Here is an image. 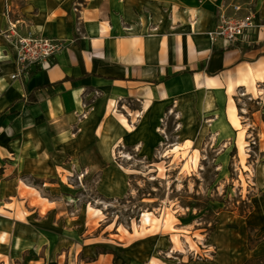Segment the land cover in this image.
Segmentation results:
<instances>
[{
    "label": "crops",
    "instance_id": "crops-1",
    "mask_svg": "<svg viewBox=\"0 0 264 264\" xmlns=\"http://www.w3.org/2000/svg\"><path fill=\"white\" fill-rule=\"evenodd\" d=\"M22 1L17 10L21 23L31 34L53 40L59 50L12 79L17 74L14 55L0 38V51L10 57V62L0 63L4 184L54 178L66 164L74 167L90 148L102 165V180L112 168L115 146L133 147L127 119L134 114L129 106L135 102L156 117L163 110L180 111L179 99L192 95L199 115V96L211 93L214 106L202 116L205 120L232 117L239 103L254 101L261 107L264 101V0ZM231 6L239 7L238 16L249 17L254 29L232 46L209 42L205 32L213 29L217 14ZM41 13V25L36 26L33 20ZM118 114H125L126 120L118 123ZM101 140L111 141L108 160L100 151ZM1 204L6 237L0 246L11 243L14 251L33 250L37 236L26 221L4 210L7 203Z\"/></svg>",
    "mask_w": 264,
    "mask_h": 264
},
{
    "label": "rangeland",
    "instance_id": "rangeland-1",
    "mask_svg": "<svg viewBox=\"0 0 264 264\" xmlns=\"http://www.w3.org/2000/svg\"><path fill=\"white\" fill-rule=\"evenodd\" d=\"M22 6L0 0V38L9 54L20 40L41 38L21 23ZM261 107L250 101L232 117L198 115L190 137L182 133V109L148 116L135 102L127 119L133 147L115 146L102 180L90 148L74 167L65 160L54 178L0 182V209L7 203L4 210L37 236L33 250L0 246V264H245L264 256ZM118 115V123L126 120ZM244 204L252 212L239 217ZM257 241L262 245L249 253Z\"/></svg>",
    "mask_w": 264,
    "mask_h": 264
},
{
    "label": "built area",
    "instance_id": "built-area-1",
    "mask_svg": "<svg viewBox=\"0 0 264 264\" xmlns=\"http://www.w3.org/2000/svg\"><path fill=\"white\" fill-rule=\"evenodd\" d=\"M229 9L230 11L224 9L219 12L215 18L213 29L205 32V37L209 42H221L226 47L232 46L240 43L254 29V24L249 17L238 16L239 7L231 6ZM140 20L138 17L139 26ZM145 22L148 23L149 20H145ZM124 31L131 30L125 29ZM18 44L17 56L14 57L17 74L12 76V79L32 66L44 64L59 50V46L53 40L45 37L32 39L28 36L27 39L20 40Z\"/></svg>",
    "mask_w": 264,
    "mask_h": 264
},
{
    "label": "bare ground",
    "instance_id": "bare-ground-1",
    "mask_svg": "<svg viewBox=\"0 0 264 264\" xmlns=\"http://www.w3.org/2000/svg\"><path fill=\"white\" fill-rule=\"evenodd\" d=\"M12 52L14 57L17 56V50L16 48L12 47ZM3 62H10V57L7 55H4L0 51V63ZM7 71L3 70V73L6 74ZM74 98L76 102L79 104L80 99V91H76L73 93ZM199 106H198V112L201 116L208 115L212 107L214 106V99L211 93H208L206 96H199L198 98ZM194 102L195 97L189 96L187 98H181L179 99L178 105L181 106L182 114H181V128L182 133L185 135H189L190 137H194L198 132L199 122H198V113L194 109ZM98 108V104L94 106L93 112H95ZM81 133H85L84 124L81 123L80 126ZM99 148L102 153V155L108 160L109 159V153L111 148V141L107 140H101L99 141ZM112 191L116 190V187L111 188ZM69 202L70 199H68ZM6 237V232L3 230L0 234V242H4ZM19 248V242L18 240L15 242L14 249L17 250Z\"/></svg>",
    "mask_w": 264,
    "mask_h": 264
},
{
    "label": "trees",
    "instance_id": "trees-1",
    "mask_svg": "<svg viewBox=\"0 0 264 264\" xmlns=\"http://www.w3.org/2000/svg\"><path fill=\"white\" fill-rule=\"evenodd\" d=\"M27 71V70H26ZM31 71H28V73H30ZM65 81V80H64ZM252 212V207L249 204H244V206L242 208H239L237 210V214L239 217H245L248 214H250ZM262 241H257L255 243V246L250 248L249 251L254 250L259 244H261ZM245 264H264V256H259L255 259L252 260H248L245 262Z\"/></svg>",
    "mask_w": 264,
    "mask_h": 264
}]
</instances>
